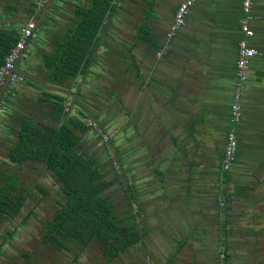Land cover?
I'll use <instances>...</instances> for the list:
<instances>
[{
  "label": "crops",
  "instance_id": "1",
  "mask_svg": "<svg viewBox=\"0 0 264 264\" xmlns=\"http://www.w3.org/2000/svg\"><path fill=\"white\" fill-rule=\"evenodd\" d=\"M41 1L0 0V18L40 17ZM182 1L112 2L86 71L60 84L50 83L45 57L91 0L51 2L17 65L43 85L25 78L8 85L0 100V185L18 178L31 194L15 217L0 220V264H221L224 236L225 264H264V0H254L248 43L259 54L241 86L236 124L231 105L243 0H195L185 25L170 36ZM22 26L0 25L15 35ZM48 86L77 95L75 102ZM46 95L70 98L74 109L57 123ZM68 117L86 125L77 150L113 180L107 194L114 214L138 215L141 239L113 257L97 240L82 250L45 242L57 183L42 163L9 157L23 122L59 127ZM229 130L238 149L227 173L221 162Z\"/></svg>",
  "mask_w": 264,
  "mask_h": 264
},
{
  "label": "trees",
  "instance_id": "2",
  "mask_svg": "<svg viewBox=\"0 0 264 264\" xmlns=\"http://www.w3.org/2000/svg\"><path fill=\"white\" fill-rule=\"evenodd\" d=\"M112 2L91 0L87 9L77 10L76 27L45 57L50 83L60 84L86 71L93 54L89 48L95 45L105 17L113 9ZM17 41L18 35L0 27V66ZM48 97L55 112L53 119L60 123L67 114L63 104L67 98ZM85 130L86 125L72 117L59 127L25 121L16 131L9 157L15 164L42 163L57 183L56 209L46 225L45 242L62 247L65 241L82 250L97 240L103 254L113 257L139 241L142 230L134 215L120 219L114 214L115 205L107 194L113 180L106 179L103 165L77 150ZM36 190L42 199L47 197L40 187ZM30 198L28 185H21L18 178L6 179L0 185V220L15 217Z\"/></svg>",
  "mask_w": 264,
  "mask_h": 264
},
{
  "label": "built area",
  "instance_id": "3",
  "mask_svg": "<svg viewBox=\"0 0 264 264\" xmlns=\"http://www.w3.org/2000/svg\"><path fill=\"white\" fill-rule=\"evenodd\" d=\"M47 0H42L40 5L44 6ZM114 3H118V0H113ZM195 0H183L175 11L174 19L170 28V36L177 33L186 22V19L191 13ZM254 0H243L242 2V18L240 20V30L243 34V38L238 42L237 47V61H236V88L233 94V100L231 105V122L236 124L240 119V97L241 86L246 81L247 70L252 58L259 54V50L254 46H251L248 41L254 36V29L252 23L257 20V16L253 12ZM36 27L34 23H25L20 28L18 33V41L12 47L10 53L5 56L3 64L0 66V91L9 77L8 85H15L19 82H23L25 77L19 73H11L16 65V62L21 57L27 43L35 37ZM165 50V49H164ZM164 50L158 53V56H162ZM64 113H69L74 109V103L70 98L65 99ZM3 115V107L0 105V118ZM104 139L108 140L109 136L104 135ZM238 149V138L234 130H229L226 136V144L223 149L221 168L224 172L230 173L233 170L236 154ZM223 205V204H222ZM133 212L138 214V208L133 205ZM138 218V215H137ZM136 218V219H137ZM218 257L221 264H225L228 259V250L226 244V236L222 238L218 246Z\"/></svg>",
  "mask_w": 264,
  "mask_h": 264
},
{
  "label": "water",
  "instance_id": "4",
  "mask_svg": "<svg viewBox=\"0 0 264 264\" xmlns=\"http://www.w3.org/2000/svg\"><path fill=\"white\" fill-rule=\"evenodd\" d=\"M53 0H47V2L44 4V6L42 7V10H41V15L40 17H16V18H0V25H7V24H12V23H16V24H25V23H34L35 24V27L38 26V24L41 22L42 18L44 17L45 13L47 12V9L49 8L51 2ZM18 65V61L16 62V65L13 69V71L11 73H19L21 75H23L25 78L29 79V80H33V81H36L31 75H29L28 73H25L23 71H20L17 67ZM38 82L39 84L43 85L41 82L39 81H36ZM8 84H9V77H7L1 91H0V100H1V97L4 93V91L6 90V88L8 87ZM48 88L52 91H55V92H58L60 94H64L66 95L67 97L71 96L73 101L75 102V98L77 95H74L72 94L71 92H67V91H63L59 88H56V87H51V86H48Z\"/></svg>",
  "mask_w": 264,
  "mask_h": 264
},
{
  "label": "rangeland",
  "instance_id": "5",
  "mask_svg": "<svg viewBox=\"0 0 264 264\" xmlns=\"http://www.w3.org/2000/svg\"><path fill=\"white\" fill-rule=\"evenodd\" d=\"M48 198H51L50 196H48ZM53 198V197H52ZM53 200H55L54 198H53ZM46 207H51V206H46ZM49 213L47 212L46 213V215H48Z\"/></svg>",
  "mask_w": 264,
  "mask_h": 264
}]
</instances>
